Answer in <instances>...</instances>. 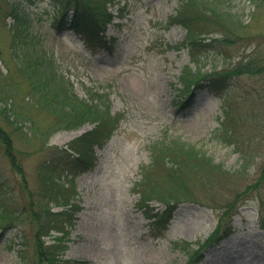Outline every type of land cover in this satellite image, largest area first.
Returning a JSON list of instances; mask_svg holds the SVG:
<instances>
[{
  "label": "rangeland",
  "instance_id": "obj_1",
  "mask_svg": "<svg viewBox=\"0 0 264 264\" xmlns=\"http://www.w3.org/2000/svg\"><path fill=\"white\" fill-rule=\"evenodd\" d=\"M209 1L210 6L236 14L232 17L243 26L231 27L239 35L237 41L205 53L202 72L253 62L262 64L261 69L224 78L221 95L209 87L194 89L189 104L180 108L181 72L193 64L187 49L180 46L185 29L170 23L179 0H112L109 10L115 18L108 30L114 38L112 53L91 52L74 31L60 32L54 27L58 0H0V93H7L21 125L17 129L0 114V130L14 146L15 164L22 167L20 172L13 166L0 138V216L5 209L9 212L0 221V264H29L36 258L39 223L33 221L29 194L37 202L49 201L43 195L38 166L52 148H67L93 128L88 123L74 130L54 129L55 118L41 108L29 83L18 73L12 5L24 11L27 23L22 34L28 29L43 50L54 54L77 95L85 97L86 88L103 85L110 91L112 112L122 115L112 138L103 148H96V168L75 179L71 202L82 209L67 229L64 259L81 264H186L187 256L174 243L204 241L226 206L241 193L229 221L233 233L208 247L199 264H264L260 227L264 219V0ZM215 35L211 31L210 36ZM228 120L234 121L229 129L234 131L235 144L222 138ZM165 137L194 145L214 163L237 172L211 176L204 186L192 184L196 201L178 204L164 234L153 237L137 206L136 184L152 163V145ZM162 175L158 170L157 177ZM256 182L258 188L244 192ZM153 205L164 209L159 202ZM51 206L53 212L64 210ZM41 238L51 243L50 236Z\"/></svg>",
  "mask_w": 264,
  "mask_h": 264
},
{
  "label": "trees",
  "instance_id": "obj_2",
  "mask_svg": "<svg viewBox=\"0 0 264 264\" xmlns=\"http://www.w3.org/2000/svg\"><path fill=\"white\" fill-rule=\"evenodd\" d=\"M58 1L60 5L54 16V27L60 32L73 30L84 39L91 52L114 51V38L108 36L109 26L115 18L113 12L109 10L112 0ZM209 3V0H179V7L175 15L170 18L171 24L180 25L185 29V38L180 46L187 49L189 61L193 64V66L185 65L181 72L182 87L179 88V93L182 96L178 100L180 108L189 104L194 89L209 87L215 95H221L222 91L219 89L224 78L232 74L256 73L261 69L262 64L255 66L253 62L242 63L232 68L225 67L221 72H202V59L205 53L215 50L220 45L237 41L239 35L231 31V27L234 24L243 26L238 18L232 17V15L237 16L236 14L216 5L210 6ZM11 9L15 20L13 39L19 49L16 51L18 73L29 83L41 108L55 118L54 129L74 130L87 123L93 124L91 130L73 139L67 148H52L49 157L38 166L37 172L42 183L43 195L49 201L37 202L29 194L30 212H34L33 221L39 223L36 258L29 264H81L77 261L65 260L63 256L68 247L67 229L74 225L75 216L82 209L78 203L71 202L76 193L75 179L95 169L98 160L95 148H102L112 137L122 115L119 112H112L110 91L103 85L86 88L85 97L77 95L73 83L66 80L60 72L54 54H48L43 50L39 41L34 40L28 29L26 34H22L21 28L27 23L24 11L17 5H12ZM211 31L216 32L217 35L210 36ZM21 44H24V48ZM6 94V92L0 93V114L7 123L15 124L17 129H21L20 121L17 120L18 115L6 99ZM231 123L234 121H227L222 138L235 144L234 131L229 129ZM0 138L6 156H10L13 166L22 172L21 165L15 164L14 146L7 133L0 130ZM151 148L155 151L152 163L145 168L136 184V190L140 195L138 207L149 220L150 232L155 237L166 230L178 204L196 201L191 191L192 184L204 186L206 184L204 180L208 182L211 176H234L237 172L224 169L221 164L214 163L194 145L179 138L165 137ZM262 168L261 175L264 178V164ZM149 169H153V172L150 173ZM158 170L163 174L159 178ZM257 184L256 182L250 185L244 192L258 188ZM239 195L241 193L238 194L237 200ZM237 200L226 206L227 210L219 217L212 234L202 242H195L197 247L189 241L174 243L175 247L187 256L186 264L199 263L209 246L221 242L233 233L229 221L232 219V212L237 208ZM155 201L162 203L164 209L157 210L152 205ZM51 204L63 206L64 210L53 212ZM35 206L39 207L38 211H34ZM8 213L5 209V215L0 216V221H4ZM260 221V227L264 230V219L261 218ZM8 226L4 225V227ZM52 232L60 235L53 236ZM43 236H50L51 243L47 244L41 238Z\"/></svg>",
  "mask_w": 264,
  "mask_h": 264
}]
</instances>
